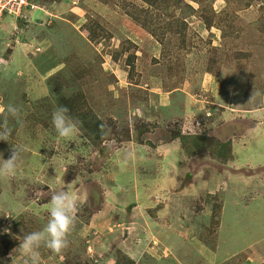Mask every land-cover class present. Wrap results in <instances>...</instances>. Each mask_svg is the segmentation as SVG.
I'll return each instance as SVG.
<instances>
[{
    "label": "rangeland",
    "instance_id": "obj_1",
    "mask_svg": "<svg viewBox=\"0 0 264 264\" xmlns=\"http://www.w3.org/2000/svg\"><path fill=\"white\" fill-rule=\"evenodd\" d=\"M74 98L62 139L52 114ZM9 103L26 150L0 176V264H32L14 250L68 184V247L38 264H264V0H0Z\"/></svg>",
    "mask_w": 264,
    "mask_h": 264
},
{
    "label": "clouds",
    "instance_id": "obj_2",
    "mask_svg": "<svg viewBox=\"0 0 264 264\" xmlns=\"http://www.w3.org/2000/svg\"><path fill=\"white\" fill-rule=\"evenodd\" d=\"M0 112L5 113L6 118L0 121V141L12 146V154L4 160L0 155V176L15 175L19 163L26 150L24 145L13 146L14 128L9 125L7 117H12L19 122L22 116L20 106L9 103L0 107ZM52 125L59 138L72 139L80 132L79 121L72 117L69 109L64 105H57L52 114ZM79 210L77 196L71 188V184L57 191L50 200L48 206L49 219L40 231H33L22 238L18 249L30 258L32 264H38L39 249L43 245L53 253H61L68 247V236L74 227ZM7 231V230H6Z\"/></svg>",
    "mask_w": 264,
    "mask_h": 264
},
{
    "label": "trees",
    "instance_id": "obj_3",
    "mask_svg": "<svg viewBox=\"0 0 264 264\" xmlns=\"http://www.w3.org/2000/svg\"><path fill=\"white\" fill-rule=\"evenodd\" d=\"M29 6V5H28ZM163 24L165 23V20L161 19ZM152 24H157L158 22L155 20H153L151 22ZM167 28L169 27V24L166 25ZM74 102L72 100H67L66 103L64 104V106H66L69 110H76L78 112V108L75 107V104L77 102V99L74 98ZM78 103V102H77ZM82 121L84 122V126L89 129V134H91L94 138H96L97 140H102V138L105 136V134L103 133V131L106 130L105 125L103 124L102 121H100V119L94 120L89 118V112L87 113H83V115L81 116ZM85 128V129H86ZM226 151H229L230 149L227 148V146L225 147ZM227 157H225L226 159ZM224 160V159H223Z\"/></svg>",
    "mask_w": 264,
    "mask_h": 264
}]
</instances>
